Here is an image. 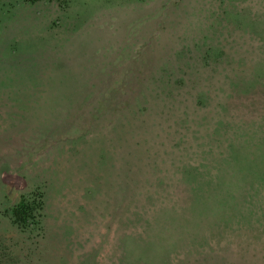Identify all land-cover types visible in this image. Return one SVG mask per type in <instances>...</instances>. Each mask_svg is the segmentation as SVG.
Instances as JSON below:
<instances>
[{
    "label": "rangeland",
    "instance_id": "obj_1",
    "mask_svg": "<svg viewBox=\"0 0 264 264\" xmlns=\"http://www.w3.org/2000/svg\"><path fill=\"white\" fill-rule=\"evenodd\" d=\"M259 82L264 0H0V264H264Z\"/></svg>",
    "mask_w": 264,
    "mask_h": 264
},
{
    "label": "trees",
    "instance_id": "obj_2",
    "mask_svg": "<svg viewBox=\"0 0 264 264\" xmlns=\"http://www.w3.org/2000/svg\"><path fill=\"white\" fill-rule=\"evenodd\" d=\"M23 3L33 5L38 2H54L59 7H64L67 3V0H20ZM234 87L229 93V98L227 100L226 105L231 106L233 104V100L239 97L242 92H237L235 94ZM251 89V88H250ZM238 90V89H237ZM243 91V90H242ZM251 99V103L253 102V95L257 97L264 96V83L259 82V90H248L243 92V94H247ZM241 100V99H240ZM242 101H245L242 100ZM246 101L248 99L246 98ZM249 102V101H248ZM250 103V102H249ZM259 131H263L262 127H258ZM263 134V132H262ZM263 141V140H262ZM261 140L259 141L260 149L262 154H264V145L261 144ZM242 147V146H241ZM239 150V148H238ZM248 178L250 181L256 183V187L263 184L264 185V158L258 157L256 159H250L249 163L243 169V179L247 182ZM43 207H44V196L38 191H31L27 194H22L17 197L16 201L6 208L1 209L0 218L4 221L2 225L7 227L8 229L17 231L19 234L28 235L31 233L38 232L37 240L35 242V246L37 248L40 246V242H44V236L42 235V217H43ZM223 209V208H222ZM221 209V211H223ZM25 237V236H24ZM27 237V236H26ZM33 249V257L29 254L25 255V257L21 258L20 263L37 264V262L41 259L38 257V251H34ZM18 261V260H17ZM41 264H45L43 260H41Z\"/></svg>",
    "mask_w": 264,
    "mask_h": 264
}]
</instances>
